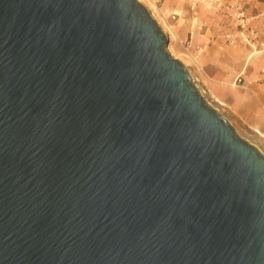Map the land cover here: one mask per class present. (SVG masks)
<instances>
[{
	"label": "water",
	"instance_id": "1",
	"mask_svg": "<svg viewBox=\"0 0 264 264\" xmlns=\"http://www.w3.org/2000/svg\"><path fill=\"white\" fill-rule=\"evenodd\" d=\"M138 0H0V264H264V154Z\"/></svg>",
	"mask_w": 264,
	"mask_h": 264
},
{
	"label": "rangeland",
	"instance_id": "2",
	"mask_svg": "<svg viewBox=\"0 0 264 264\" xmlns=\"http://www.w3.org/2000/svg\"><path fill=\"white\" fill-rule=\"evenodd\" d=\"M138 1L168 36V52L186 66L206 101L238 135L264 154V124L253 113L257 100L254 88L258 81L246 82L244 79L234 85L232 80L238 75L240 63L244 62L239 59L250 56L253 60V53L264 54V46L253 47L252 52L241 50V43H247L241 42L237 36L234 45L229 43L226 35L238 34L234 19L236 4L232 0ZM217 7L224 9L222 19L215 17Z\"/></svg>",
	"mask_w": 264,
	"mask_h": 264
},
{
	"label": "crops",
	"instance_id": "3",
	"mask_svg": "<svg viewBox=\"0 0 264 264\" xmlns=\"http://www.w3.org/2000/svg\"><path fill=\"white\" fill-rule=\"evenodd\" d=\"M232 2L244 8L247 15L252 18L253 26L258 32L260 40L264 42V0H232ZM220 10H222V12H220ZM215 11V17L218 16L219 19H222L221 16L223 15L224 9H219L217 7ZM231 25L232 24H230V26ZM228 31H231V29L228 28ZM241 45L243 46L241 50H246L247 52L254 51L251 45L245 43H241ZM259 52H262L261 49ZM243 60L244 62L240 63L237 77L232 80L234 81V85L237 84V79L239 77H243V80L245 79L246 82L258 81L254 88L256 90L255 97L257 100L254 102L255 106L253 108V113L258 116L261 124H264V73H262L264 68V54L253 53V60L250 56L239 59L240 62Z\"/></svg>",
	"mask_w": 264,
	"mask_h": 264
},
{
	"label": "built area",
	"instance_id": "4",
	"mask_svg": "<svg viewBox=\"0 0 264 264\" xmlns=\"http://www.w3.org/2000/svg\"><path fill=\"white\" fill-rule=\"evenodd\" d=\"M234 19L237 21V33L236 35L227 34L226 38L231 45L236 43V36L239 37L241 42H246L250 44L252 47L261 48L264 46V42H262L259 38L257 30L253 26L252 18L249 17L241 5H236L234 7ZM243 81V77H239L237 79V83H241Z\"/></svg>",
	"mask_w": 264,
	"mask_h": 264
},
{
	"label": "bare ground",
	"instance_id": "5",
	"mask_svg": "<svg viewBox=\"0 0 264 264\" xmlns=\"http://www.w3.org/2000/svg\"><path fill=\"white\" fill-rule=\"evenodd\" d=\"M201 93V92H200ZM202 95V94H201Z\"/></svg>",
	"mask_w": 264,
	"mask_h": 264
}]
</instances>
